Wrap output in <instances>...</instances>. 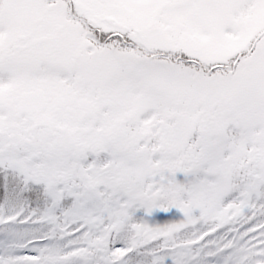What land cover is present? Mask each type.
I'll use <instances>...</instances> for the list:
<instances>
[{
    "label": "snow or ice",
    "instance_id": "6c2138e0",
    "mask_svg": "<svg viewBox=\"0 0 264 264\" xmlns=\"http://www.w3.org/2000/svg\"><path fill=\"white\" fill-rule=\"evenodd\" d=\"M0 264H264V0H0Z\"/></svg>",
    "mask_w": 264,
    "mask_h": 264
}]
</instances>
